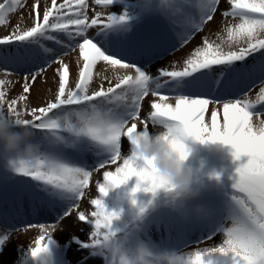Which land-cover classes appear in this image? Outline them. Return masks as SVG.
Segmentation results:
<instances>
[{
    "label": "snow or ice",
    "instance_id": "snow-or-ice-1",
    "mask_svg": "<svg viewBox=\"0 0 264 264\" xmlns=\"http://www.w3.org/2000/svg\"><path fill=\"white\" fill-rule=\"evenodd\" d=\"M227 2L230 10L224 11L222 15L237 22L226 27V40L221 38L220 43H215L205 38L203 46L195 49L182 69L168 70L161 67L157 69L156 75H152L147 71L146 64L142 66L135 60L129 62L127 57L153 58L158 54L159 37L145 35L130 50L122 47L110 54L113 42L123 45L145 17L160 15L167 21L173 37L178 38L180 46H183L195 32L202 31L204 25L213 19L221 0H137L136 3H129V0H94L95 5L104 9L121 5L123 11L120 14L112 12L107 16L97 11L92 18L88 15V0H63L62 3L51 0V6L45 8L42 18L37 0L33 6V26L22 28L18 23L9 35L0 38V49H3L0 51V60H12L20 64L34 60L40 53L31 46L43 47L41 41L47 40L73 50L78 47L83 65L75 89L67 88L69 65L59 58L47 60L42 67L24 73L23 92L28 93L31 87L29 77L34 83L51 63L58 62L62 66L58 70L60 83L55 101L46 107L32 108L27 113L32 119H24L25 113L16 107L19 101H26L27 96L20 95L11 101L6 99L4 87L11 83L7 77L13 73L7 68L0 69L5 76L0 79V117L15 127L41 130L44 133L42 141L47 146L34 162L9 160L8 154L0 151V159L5 161L0 169V182L29 177L37 184L25 194L41 206H54L58 200H79L84 196V189L89 186L92 171L82 161L76 163L70 160L66 153L107 155L108 159L99 163V168H103L120 158L123 136L131 144L137 134L150 132L148 119L154 125L175 126L191 133L199 141H220L231 145L232 156L236 161L246 157L236 168L233 177L234 191L231 193L228 217L231 227L224 230L223 243L193 252L190 264H264V119H259L258 124L253 119L264 115L254 116L249 111L264 103V87L255 101L247 98L245 93L243 98L223 102V125L220 124L217 111L211 113L210 126L205 124L208 105L221 103L218 96L212 98V93H227L242 78L256 71L264 73V0ZM23 4L24 0H0V26L7 24L9 15ZM92 28L98 31L96 36L90 37L88 32ZM53 33H64L70 40L79 38L81 42L66 45ZM224 44L228 45V50H225ZM13 46L14 51L7 50ZM51 51L43 47L44 53ZM249 57H252V63H247ZM101 61L113 69L116 83L111 85L109 80L111 86L105 88L101 84L99 90L90 93L94 70ZM214 66L223 67L216 72ZM121 69L125 70L123 75L120 74ZM150 94L157 100L150 104L151 111L143 122V129L138 130L136 123L128 127L129 120L141 118L142 102ZM171 99L175 100V104L168 102ZM114 103L122 110L106 107ZM57 109L60 113L54 111ZM128 157L123 160L121 167L116 168L115 173L104 172L105 183L98 186L101 197L92 200L97 209L91 214L94 219L90 220L83 212L79 214L80 221L94 225L95 230L89 236L90 242L72 236V242L90 249L93 254L99 252L105 255L110 264H130V257H136L139 264L138 257L149 249L142 246L135 252H128L117 242L113 222L119 214L105 211L102 193L117 184L126 183L132 176L138 178L136 190L155 195L158 189L168 188L167 180L149 168L150 162L141 168L134 159ZM132 195L135 197L134 192ZM71 211L72 207L67 208L57 218L58 221L69 216ZM143 211L144 208H141ZM26 227H38L41 230L36 246L30 248V256L38 258L49 252V246L53 243L52 231L56 225L31 224ZM212 236L209 235L208 239H212ZM8 239L7 233L0 235V251ZM214 255L229 259H209Z\"/></svg>",
    "mask_w": 264,
    "mask_h": 264
},
{
    "label": "rangeland",
    "instance_id": "rangeland-1",
    "mask_svg": "<svg viewBox=\"0 0 264 264\" xmlns=\"http://www.w3.org/2000/svg\"><path fill=\"white\" fill-rule=\"evenodd\" d=\"M59 3H62L63 0H57ZM37 3V0H24V4L20 7L16 12L9 15L8 23L0 26V38L9 35L15 25L18 23L22 28H29L33 26L35 19V10L33 6ZM89 9L88 15L92 18L95 15V12L101 11L107 16L108 14L115 12L120 14L123 11V7L121 5H113L107 9L102 8L101 6L95 5L94 0H88ZM132 3V2H130ZM39 11L41 13V18L43 11L46 7H50L51 0H39ZM230 10V4L227 0H221V3L217 7L216 13L213 15V19L208 21L202 31H199L195 35H192L191 39L188 40L183 46H180L179 40H174L171 42H166V44L160 45V54H157L155 57L151 59H147L145 57L138 60L140 65H147V71H149L152 75L157 74L158 68H167L168 70H180L184 67L185 61L191 56V54L195 51L196 48L202 47L204 39L207 38L209 42L220 43L221 38L227 39L226 36V27L230 24L236 23L237 21L233 20L231 17H224L222 13L224 11ZM195 12V11H194ZM98 29L92 28L89 30L88 35L90 37L96 36ZM99 39V37H97ZM59 39L64 41L66 45H74L78 44L80 39L73 41L68 37L61 36ZM57 45V44H56ZM225 50H228V45H223ZM175 47V50L172 48ZM50 49L52 50L50 53H45V56L37 59L31 60L29 63L20 64L18 62L9 60L7 62L0 60V69L7 68L13 74L8 76L7 78L11 81L10 84L4 87V91L6 92V99L11 101L12 99H17L20 95L27 96L26 101H19L16 105L17 110L24 112L25 115L23 118H28V114L30 113L32 108H40L46 107L48 103L55 101L56 95L59 89V69H61V64L58 62H53L49 66L45 68L43 72L36 78L35 82H31V77H29V83L31 84L30 90L28 93L23 92L24 86V73L27 71H31L35 68L42 67L47 60H55L59 58L63 60L64 63L69 65V81L67 88L74 89L76 83L79 80V70L83 65L82 57L80 56L79 49L76 47L74 50L69 47H64L61 45H50ZM126 49V47H125ZM3 49H0L2 51ZM8 51H13L11 48L7 49ZM112 51H116L111 48L110 54ZM119 51V50H117ZM134 59L137 57L132 56ZM156 57H161L160 59H155ZM131 62V61H129ZM221 69L219 66H214V70L218 72ZM120 74L123 75L125 70H119ZM131 72V70H127ZM254 74L249 75L246 78H252ZM264 75V73H261ZM104 77H108L109 79H105ZM114 77L113 69L106 65L104 62H99L94 70L93 81L89 86V92L99 90L101 84L105 88L114 85L116 83ZM5 78L3 71H0V79ZM264 78V76H263ZM109 80H111V85L109 84ZM256 82V81H254ZM253 83V82H252ZM254 89L247 91L238 88V85H235L228 96H226V100H233L237 98H243L244 94L247 93V98L255 101L257 96L259 95L260 89L264 87V82H260L256 85H253ZM213 97H221L219 94H213ZM157 98L153 97L151 94L146 97L142 102V107L140 111V119L139 120H129L128 127H131L132 123H136L138 126V130L143 129V122L147 119V114L151 111L150 104L153 101H156ZM220 104H209L207 112L205 113V124H211V113L213 111H217L219 114L220 124L223 125V102ZM169 103L175 104V100L171 99L168 101ZM26 106V107H25ZM259 106L258 108H256ZM253 108H250L249 111L256 114L264 115V106L257 105ZM76 107V106H72ZM106 107L115 108L117 111L122 110L121 107H118L116 103L111 105H106ZM7 109V105H5V111ZM256 109H260L261 112L256 113ZM56 112V111H55ZM60 113V110L58 111ZM254 123L259 122V119H264V116L254 117ZM149 131L151 133H157L162 130L161 125H154L150 119H148ZM35 132V131H34ZM41 134L35 132V136L33 140L35 143L40 145L41 152L45 151V144L42 141ZM210 140L205 142L209 143ZM189 143V142H188ZM216 142H213V145ZM131 154V144L126 136H123L121 139V156L114 163L109 162L103 168H99V163L101 160L108 159L107 155H96L95 153L86 154L82 159L77 157L75 153H66L68 158L73 162L80 163L81 161L88 166V168L92 171V177L89 181V186L84 189V196L82 199L68 201V200H58L56 201L54 207L57 209L60 214L55 217V215L50 213L49 206H41V215H37L39 217L38 221H30L25 224H19L18 228L9 227L6 225H2L0 223V235L7 233L9 235V239L6 242L3 250L0 251V264H17L21 259L24 253L30 250V248L36 246V240L41 235L40 228H29L27 225L35 224H44V225H56V229L52 231V239L55 248H60L54 258L60 263H64V258L66 259V264H75L73 260H76V257L84 258L89 257V252L85 250H81L79 245L72 242V236L79 237L82 240L89 241V236L92 231L95 230L85 221L79 220V214L83 212L88 218H92V212L96 211V207L92 204V200L100 198L101 194L99 193L98 186L100 184L105 183L103 174L106 171H111L115 173L116 168L121 167L123 165V160L127 158ZM98 169V170H97ZM122 186L124 189L134 187L135 183H133L132 179L126 184L121 185L120 187H112L106 197H103L104 203L109 212L115 211L116 213L119 210H124L125 208L130 209L128 205H132L133 203L129 201L128 196L129 193H125L122 190ZM213 195L217 196L218 202L222 204L224 194L223 193H207L206 198L208 202H212ZM128 201V202H126ZM72 207L71 214L65 217L62 220L58 221V217L62 216L63 212ZM225 207V203L222 204V208L219 209V212L214 210V208L210 205H192L187 207V210L191 212V214L196 215V212L199 208L203 210L201 215L202 220H194L191 219L187 223L185 229L181 232L179 231V227L176 224H173L172 230L174 232L175 239L179 241L181 240H189L191 238L192 231H199L198 235H196L200 242L193 246V244L189 248H185L182 250L179 246L176 251L185 252L189 255L195 251H202L205 248H211L219 246L223 243L225 239V229L231 227L230 222L226 219V214H228V209ZM199 215V214H198ZM220 216L217 221L216 216ZM28 219V218H26ZM229 224V225H228ZM156 231V230H155ZM143 235V233H142ZM209 235H213L212 239H208ZM68 242H71V246L65 247ZM156 247V246H155ZM157 251H160V248H156ZM219 255L212 256V260L217 261L220 257ZM210 259V258H209ZM101 260L97 259L93 262H90V258L87 259L86 262H82L79 264H98Z\"/></svg>",
    "mask_w": 264,
    "mask_h": 264
},
{
    "label": "clouds",
    "instance_id": "clouds-1",
    "mask_svg": "<svg viewBox=\"0 0 264 264\" xmlns=\"http://www.w3.org/2000/svg\"><path fill=\"white\" fill-rule=\"evenodd\" d=\"M33 137L34 132L31 128L15 127L7 119L0 117V151L7 153L9 160L36 161L41 155V149L40 145L34 142ZM190 139L197 140L186 130L175 126L162 125V130L157 133L137 134L134 142L131 143V154L128 158L134 159L135 163L141 168L150 162L148 164L149 168L159 177L167 180L168 188H160L156 193L163 189L168 192H174L177 197H180L191 192V185L195 176L194 170L187 164L189 157L194 152V148L188 143ZM207 141L200 142L205 143ZM133 177L135 176L129 177L126 183L117 184L114 187L126 185ZM137 183L131 190L132 194L133 192L135 194L140 192V190H136ZM109 191L103 192V197H106ZM144 192L149 193L147 191ZM102 202L105 211L109 212L104 200ZM132 203L135 206L137 201L132 200ZM110 213L116 212L111 211ZM117 219H119V215ZM138 259L139 264H190L193 254L189 255L188 253L174 250L147 251L140 255ZM129 260L130 264H137L136 257H130Z\"/></svg>",
    "mask_w": 264,
    "mask_h": 264
},
{
    "label": "trees",
    "instance_id": "trees-1",
    "mask_svg": "<svg viewBox=\"0 0 264 264\" xmlns=\"http://www.w3.org/2000/svg\"><path fill=\"white\" fill-rule=\"evenodd\" d=\"M59 3V1H57ZM51 6V5H50ZM13 51L15 50V46L11 48ZM75 89V87H74ZM56 111V110H55ZM39 114V113H37ZM24 119H32L29 115L28 118ZM39 121H37L38 123ZM191 147L194 148L193 154L189 157L187 164L194 170L195 176L193 178V186L195 183H203L205 184L207 181L210 183L221 182L222 179L228 180L232 184L234 183L233 177L235 176V170L239 166V164L246 160V157H243L241 161L234 160L232 156L233 149L230 145H205L200 144L197 140H191ZM5 161L0 159V169L3 168ZM219 177V178H217ZM133 183H137V178H132ZM225 181V182H228ZM192 187V186H191ZM132 188L127 189V192L132 195ZM165 196L166 199H181L177 197L174 192H168L166 190H160L158 193L153 195L152 193H145L144 191H140L135 194L134 199L137 201L136 205H128L132 208V210L124 209L119 214V223H123L121 226L125 227L132 222H135L138 218H140L144 211L141 212V208L147 209L150 206L152 208H158L162 205L161 200ZM183 196H187L183 195ZM128 202V201H127ZM160 204V205H159ZM121 220V221H120ZM114 226L116 225V220L113 222ZM220 257L217 261H227L228 257ZM212 259L213 257H209Z\"/></svg>",
    "mask_w": 264,
    "mask_h": 264
}]
</instances>
